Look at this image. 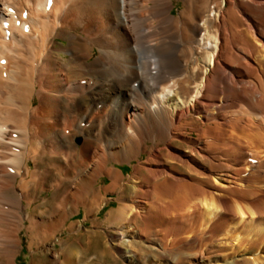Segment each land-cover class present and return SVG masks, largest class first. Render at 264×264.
<instances>
[{
  "label": "bare ground",
  "instance_id": "obj_1",
  "mask_svg": "<svg viewBox=\"0 0 264 264\" xmlns=\"http://www.w3.org/2000/svg\"><path fill=\"white\" fill-rule=\"evenodd\" d=\"M64 225L50 264H264V0H0V264Z\"/></svg>",
  "mask_w": 264,
  "mask_h": 264
},
{
  "label": "rangeland",
  "instance_id": "obj_2",
  "mask_svg": "<svg viewBox=\"0 0 264 264\" xmlns=\"http://www.w3.org/2000/svg\"><path fill=\"white\" fill-rule=\"evenodd\" d=\"M177 8H178V6L176 7V10H177ZM88 119H89V112H88V116H87L86 120H88ZM110 119H111V117H110ZM96 130L100 131L101 129L98 128ZM104 130L106 131V128H104ZM135 162H136V160L131 164H129L128 162H125L123 164H118V165L120 167H124L125 173L128 175L129 173H131L133 171ZM108 182H110V178L106 175L102 176L100 184L103 185V184H106ZM53 190L54 189L52 188L50 190L44 191L43 195L44 196L52 195L54 192ZM116 195H118V194L113 193V192H110V194H109V196H116ZM117 203H118V200L114 199L111 201V203L107 204V206L102 209V211L100 213V219L98 222V223H100V225L95 224V220L93 219V217L86 219V211L84 208H82V210L79 213H76L75 215H73L72 220H75L76 223L83 224L84 225L83 231L94 230L97 228H100L101 230L104 229V231H105L106 228H105L104 224H106V223H103V221H107V219H105V217L107 216L108 210L114 208ZM70 230L71 229L67 228V226L64 225V227L61 229L59 236L56 237V245L54 244L53 246L49 247V243L53 242V241L51 242V240L43 242V243L36 242L34 244H31L30 232L27 230L26 227L22 228L20 235H21L22 240H23V245L20 247V252L18 255V264H50L51 258L55 259V256H54L55 250L57 253V251H59L63 247V244L60 241L61 237H65L66 235H69L71 232ZM79 241L81 242L80 245H82L85 241V237L80 236ZM82 249H84V246L82 247ZM42 250H48V253H42ZM91 251H93V249L84 252V255H86V259L91 254ZM59 252L60 253H57V256L58 255L61 256L63 253L61 250Z\"/></svg>",
  "mask_w": 264,
  "mask_h": 264
}]
</instances>
